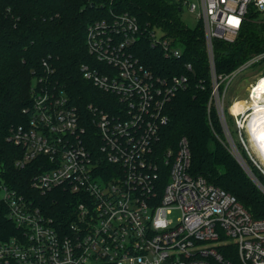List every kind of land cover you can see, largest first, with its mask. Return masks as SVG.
<instances>
[{
    "label": "built area",
    "instance_id": "2783aa9c",
    "mask_svg": "<svg viewBox=\"0 0 264 264\" xmlns=\"http://www.w3.org/2000/svg\"><path fill=\"white\" fill-rule=\"evenodd\" d=\"M171 1L186 7L201 26L210 85L207 112L215 111L225 146L264 193L241 157L227 119L264 177L247 128L253 110L233 114L230 108L237 100L227 111L224 102L240 71L258 67L261 73L264 51L225 74L217 72L214 56V42L233 43L245 22L264 25V0ZM144 34L165 59L182 55L181 47L157 38L154 30L146 32L128 13L110 10L87 26L86 48L98 67L82 65L80 71L114 98L106 100L105 108L89 105L88 119L62 90L50 86L48 76L32 80L31 108L26 121L11 130L10 141L22 151L16 167L35 164L39 169L29 183L36 195L9 186L0 176V201L16 228L0 238V264H232L226 256L231 250L238 264H264V219L189 173L191 153L184 138L174 148L161 147L167 105L187 88L188 79L154 74L139 61L134 48ZM43 66L51 72L45 62ZM262 79L264 75L249 83L247 98L239 100L252 102L264 95L258 88ZM58 192L68 194L72 209L57 223L38 199Z\"/></svg>",
    "mask_w": 264,
    "mask_h": 264
},
{
    "label": "trees",
    "instance_id": "16d2710c",
    "mask_svg": "<svg viewBox=\"0 0 264 264\" xmlns=\"http://www.w3.org/2000/svg\"><path fill=\"white\" fill-rule=\"evenodd\" d=\"M110 10L134 16L146 32L161 29L164 38L182 49L180 58L165 59L158 48L151 46L146 34L134 48L139 61L152 73L185 75L188 79L187 88L178 91L167 105L168 120L161 129V147L174 148L184 138L191 153L189 173L234 196L254 218L264 219V195L225 146L215 111L207 112L210 85L201 26L187 28L180 18V6L171 0H0V176L4 182L27 195H36L29 183L39 169L35 164L16 167L22 151L10 141L11 130L26 121L35 77L48 76L50 86L62 90L87 119L89 105L105 108L106 100L114 99L84 79L80 71L82 65L98 67L86 48V29ZM263 51L264 25L245 22L233 43L214 42L217 72L230 73ZM43 62L50 73L47 74ZM236 146L264 185V177L241 144L236 142ZM38 201L43 202L57 223L62 214L72 209L68 194L58 192ZM15 231L0 201V238L6 239ZM226 256L232 264H238L232 250Z\"/></svg>",
    "mask_w": 264,
    "mask_h": 264
},
{
    "label": "rangeland",
    "instance_id": "374dc122",
    "mask_svg": "<svg viewBox=\"0 0 264 264\" xmlns=\"http://www.w3.org/2000/svg\"><path fill=\"white\" fill-rule=\"evenodd\" d=\"M180 18H181L183 24L189 29H194L198 24V21H197L195 15L193 13H190L186 7L181 8ZM154 32H155L157 38H159V39L164 38L163 37L164 33L161 29L154 28ZM257 69H258V67H254V68H249V69L247 68L243 71H240L238 73V75L234 78L232 83L228 86L227 91H226V95H225V99H224L226 111H227V107L229 106V104L231 102L237 100L233 103V104H236V103L242 101L239 99H246L247 98V92H246L245 88L247 87V85L249 83H253L254 80L256 79V77H258L260 75H264V66L260 67L261 73H258L259 71ZM255 74H257V75L254 76ZM227 119H228V124H229L231 134L233 136V139L235 140V142H238L239 139L236 136V130L233 127L232 120L229 117H227ZM248 148H249L251 154L253 155V151L251 150V147L249 146V144H248ZM245 164L249 168V166L246 162H245ZM249 170H250V168H249ZM245 173L247 174V172H245ZM248 178L253 182V180L249 176H248ZM260 192L264 195V193L262 191H260Z\"/></svg>",
    "mask_w": 264,
    "mask_h": 264
},
{
    "label": "bare ground",
    "instance_id": "6f19581e",
    "mask_svg": "<svg viewBox=\"0 0 264 264\" xmlns=\"http://www.w3.org/2000/svg\"><path fill=\"white\" fill-rule=\"evenodd\" d=\"M258 88L264 90V79L259 81ZM259 100L264 102V95L252 102L242 100L233 104L230 110L233 114L241 113L248 108L253 110L249 116L247 128L250 133L251 147L264 164V103H260Z\"/></svg>",
    "mask_w": 264,
    "mask_h": 264
}]
</instances>
